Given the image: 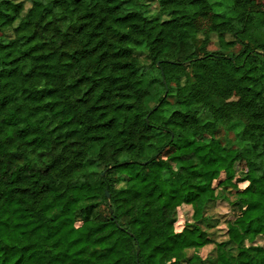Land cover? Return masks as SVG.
<instances>
[{
	"label": "trees",
	"instance_id": "trees-1",
	"mask_svg": "<svg viewBox=\"0 0 264 264\" xmlns=\"http://www.w3.org/2000/svg\"><path fill=\"white\" fill-rule=\"evenodd\" d=\"M29 1L0 0V264H190L211 238L181 207L197 222L220 189L239 206L215 264L233 247L264 264V0H155L164 21L119 0Z\"/></svg>",
	"mask_w": 264,
	"mask_h": 264
},
{
	"label": "rangeland",
	"instance_id": "rangeland-1",
	"mask_svg": "<svg viewBox=\"0 0 264 264\" xmlns=\"http://www.w3.org/2000/svg\"><path fill=\"white\" fill-rule=\"evenodd\" d=\"M13 2H23L24 8L28 9L30 7L29 0H11ZM120 7L123 12H130V11H137L141 8L145 11L146 15L151 17L152 19H159L161 21L167 20L168 15L162 14L156 3L155 0H119ZM4 40H9L12 38V30H5L4 33L1 35ZM225 39L227 41L231 40L229 36H226ZM208 52H216L218 51V46L216 42V37H210V44L208 45L207 49ZM240 50L238 45H235L233 48L223 51L224 54H237ZM145 67L149 68V63L143 62ZM138 90H148L149 96L145 99V106L148 110H151L157 103L159 98V85H158V76L156 71L153 69H148L147 75L143 78L138 85ZM236 100L235 97L231 98V101ZM202 120H210V115L206 113L201 114ZM214 139H216L220 145L226 150H232L235 148L234 139L235 136L231 131H226L225 129L219 128L217 132H215ZM202 140L209 141V138L202 137ZM88 154L94 156L96 154V148L91 146L89 148ZM235 177L238 178L243 174L244 164L242 162H237L233 166ZM95 175L92 177L91 182L92 184H96L98 179V174H104V167L97 166L94 169ZM120 182L116 185V188H122L124 186V179L123 177H119ZM86 204V203H84ZM238 199L234 195L230 189H220L215 193V196L212 200H209L201 205V209L199 211V219L198 221L193 220V208L191 206H182L180 213L182 214L183 220L188 223L190 227L197 226L201 230L206 231L210 238L211 244L207 245L203 249L199 250L198 254L201 256H193L192 261L190 264H215V257H216V247L215 244L221 243L224 241V233H225V226L224 222L232 219L234 213L238 209ZM95 214L97 212H104V208L102 206H98L94 210ZM57 212L52 211L48 214L47 217H56ZM219 225V226H218ZM258 241L251 242L248 238L245 239L242 246L250 247L255 246ZM232 249V248H231ZM232 251V250H231ZM232 253H228L227 255L232 259L233 263L239 264L236 260L237 252L236 248L233 247ZM191 251L187 253V256L191 257Z\"/></svg>",
	"mask_w": 264,
	"mask_h": 264
},
{
	"label": "crops",
	"instance_id": "crops-1",
	"mask_svg": "<svg viewBox=\"0 0 264 264\" xmlns=\"http://www.w3.org/2000/svg\"><path fill=\"white\" fill-rule=\"evenodd\" d=\"M202 249H203V248H202ZM199 250H201V249H199ZM199 250H197V255H199V254H198ZM199 257H201V256L199 255Z\"/></svg>",
	"mask_w": 264,
	"mask_h": 264
},
{
	"label": "water",
	"instance_id": "water-1",
	"mask_svg": "<svg viewBox=\"0 0 264 264\" xmlns=\"http://www.w3.org/2000/svg\"><path fill=\"white\" fill-rule=\"evenodd\" d=\"M107 195V194H106Z\"/></svg>",
	"mask_w": 264,
	"mask_h": 264
}]
</instances>
